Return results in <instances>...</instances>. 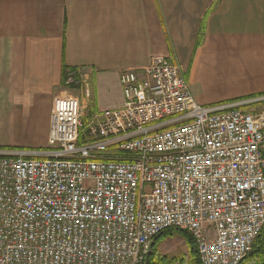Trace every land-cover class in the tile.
<instances>
[{
	"label": "built area",
	"instance_id": "1",
	"mask_svg": "<svg viewBox=\"0 0 264 264\" xmlns=\"http://www.w3.org/2000/svg\"><path fill=\"white\" fill-rule=\"evenodd\" d=\"M118 82L89 122L57 98L45 151L0 149V264H145L168 230L240 264L264 227V94L200 106L171 57Z\"/></svg>",
	"mask_w": 264,
	"mask_h": 264
},
{
	"label": "crops",
	"instance_id": "2",
	"mask_svg": "<svg viewBox=\"0 0 264 264\" xmlns=\"http://www.w3.org/2000/svg\"><path fill=\"white\" fill-rule=\"evenodd\" d=\"M155 57L200 106L264 94V0H0V149L45 151L71 82L89 89L85 122L120 107L119 74Z\"/></svg>",
	"mask_w": 264,
	"mask_h": 264
},
{
	"label": "rangeland",
	"instance_id": "3",
	"mask_svg": "<svg viewBox=\"0 0 264 264\" xmlns=\"http://www.w3.org/2000/svg\"><path fill=\"white\" fill-rule=\"evenodd\" d=\"M78 83L79 82L69 83L66 87H68V89L70 90L76 91V93L67 92L66 94L72 95L77 98H82V89V91L85 92L86 96H89V89L85 87V84ZM77 91L80 92L78 93ZM76 94H79V96H77ZM91 99L94 101V106H96V108L98 109L104 105L105 101H107V98L104 97L100 89H96L95 94L93 91L91 92ZM96 114H93L91 116H94ZM156 252L158 255L172 260L174 264H181L182 260L187 263V261L190 259L189 248L187 246L186 238L183 233H176L173 236L160 238L156 242Z\"/></svg>",
	"mask_w": 264,
	"mask_h": 264
},
{
	"label": "trees",
	"instance_id": "4",
	"mask_svg": "<svg viewBox=\"0 0 264 264\" xmlns=\"http://www.w3.org/2000/svg\"><path fill=\"white\" fill-rule=\"evenodd\" d=\"M176 233H183L185 235L186 243L190 252V259L187 261V263L182 260L181 264H199L197 251L190 236L184 232L176 230L165 231L154 239L153 250L149 259L145 261V264H174L172 260L157 254L156 242L162 237L173 236ZM240 264H264V227L258 238L255 240L250 254H248Z\"/></svg>",
	"mask_w": 264,
	"mask_h": 264
},
{
	"label": "water",
	"instance_id": "5",
	"mask_svg": "<svg viewBox=\"0 0 264 264\" xmlns=\"http://www.w3.org/2000/svg\"><path fill=\"white\" fill-rule=\"evenodd\" d=\"M153 247H154V243H151L148 250H147V253H146V256H145V261H147L151 255V252L153 250Z\"/></svg>",
	"mask_w": 264,
	"mask_h": 264
}]
</instances>
